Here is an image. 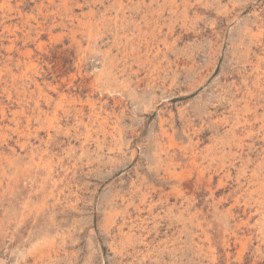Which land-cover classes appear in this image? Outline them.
Wrapping results in <instances>:
<instances>
[{"label": "rangeland", "instance_id": "rangeland-1", "mask_svg": "<svg viewBox=\"0 0 264 264\" xmlns=\"http://www.w3.org/2000/svg\"><path fill=\"white\" fill-rule=\"evenodd\" d=\"M0 264H264V0H0Z\"/></svg>", "mask_w": 264, "mask_h": 264}, {"label": "bare ground", "instance_id": "bare-ground-1", "mask_svg": "<svg viewBox=\"0 0 264 264\" xmlns=\"http://www.w3.org/2000/svg\"><path fill=\"white\" fill-rule=\"evenodd\" d=\"M5 26H7V25H5ZM30 51V50H29ZM21 52V51H20ZM8 59V58H7ZM37 89V88H36ZM95 105V104H94ZM93 106V105H92ZM36 159V158H35ZM40 159H41V157H40ZM39 160V159H38ZM42 161V160H41ZM17 226V225H16ZM17 229V228H16ZM37 245V244H36ZM5 263V262H4Z\"/></svg>", "mask_w": 264, "mask_h": 264}]
</instances>
